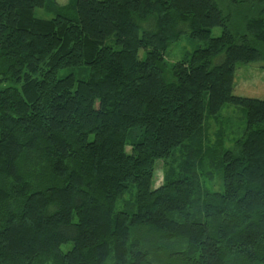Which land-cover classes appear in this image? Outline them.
Listing matches in <instances>:
<instances>
[{
	"label": "trees",
	"instance_id": "trees-1",
	"mask_svg": "<svg viewBox=\"0 0 264 264\" xmlns=\"http://www.w3.org/2000/svg\"><path fill=\"white\" fill-rule=\"evenodd\" d=\"M262 47L264 0H0V264H264V99L234 93Z\"/></svg>",
	"mask_w": 264,
	"mask_h": 264
},
{
	"label": "rangeland",
	"instance_id": "rangeland-1",
	"mask_svg": "<svg viewBox=\"0 0 264 264\" xmlns=\"http://www.w3.org/2000/svg\"><path fill=\"white\" fill-rule=\"evenodd\" d=\"M71 0H58L61 4H67ZM66 10V9H65ZM64 14L73 17L75 11H64ZM35 15L44 18H52L54 12H50L45 8H36ZM222 33L220 27L212 29L213 36H219ZM206 46L205 41L192 40L188 34H183L181 38L173 43L166 52V60L172 65L178 60H181L186 54L193 52L195 49ZM264 49V47H262ZM145 50H140V56L144 57ZM262 64V63H261ZM70 70L64 69L59 72V75L66 74ZM78 75V74H77ZM86 75V74H83ZM81 76V75H78ZM234 93L243 97H251L264 99V67L260 64H242L239 65L236 71L235 91ZM205 103H208V95L205 98ZM207 124L209 127V142L215 143L221 137L224 143V148L228 149L234 146L235 141L243 135L246 125V111L237 105H223L219 115L215 118H208ZM163 162L157 163L155 186L160 185L164 176ZM207 180V186L213 189H220L221 180L218 175ZM64 249L67 246H63Z\"/></svg>",
	"mask_w": 264,
	"mask_h": 264
}]
</instances>
